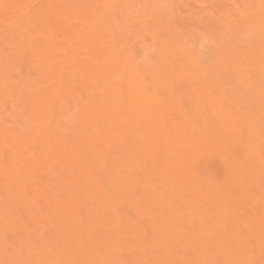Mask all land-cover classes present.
Returning <instances> with one entry per match:
<instances>
[{"label": "bare ground", "instance_id": "obj_1", "mask_svg": "<svg viewBox=\"0 0 264 264\" xmlns=\"http://www.w3.org/2000/svg\"><path fill=\"white\" fill-rule=\"evenodd\" d=\"M261 0H0V264H264Z\"/></svg>", "mask_w": 264, "mask_h": 264}, {"label": "snow or ice", "instance_id": "obj_2", "mask_svg": "<svg viewBox=\"0 0 264 264\" xmlns=\"http://www.w3.org/2000/svg\"><path fill=\"white\" fill-rule=\"evenodd\" d=\"M261 10H262V16H261L262 32H264V0H261Z\"/></svg>", "mask_w": 264, "mask_h": 264}]
</instances>
